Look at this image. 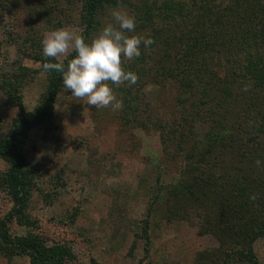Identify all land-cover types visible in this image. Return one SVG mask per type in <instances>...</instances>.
<instances>
[{
    "label": "trees",
    "instance_id": "trees-1",
    "mask_svg": "<svg viewBox=\"0 0 264 264\" xmlns=\"http://www.w3.org/2000/svg\"><path fill=\"white\" fill-rule=\"evenodd\" d=\"M53 3L58 6L50 8L60 13L66 5L79 7L80 35L89 42L103 28L102 19L121 9L136 17L138 35L155 41L142 47L139 58L122 60L126 71L137 74L135 85H110L123 101V125L159 134L163 150L157 179L176 174L170 184L156 182L148 216L162 209L168 223L186 222L216 238L218 246L196 253L194 264H259L253 244L264 237V0ZM33 51L32 60L43 71L44 63L67 66L75 56L73 50L60 62L45 59L40 47ZM25 73L34 71L19 67L1 84L10 100H19L29 78ZM45 73L39 106L20 113L0 139V159L8 165L0 173V188L11 202L0 220V254L26 256L30 264H70L74 255L68 246L10 231L12 223L35 226L26 213L33 181L23 147L29 130L50 125L63 84L60 73ZM167 83L176 89L173 112L153 115L143 90ZM148 229L145 220V257Z\"/></svg>",
    "mask_w": 264,
    "mask_h": 264
},
{
    "label": "rangeland",
    "instance_id": "rangeland-1",
    "mask_svg": "<svg viewBox=\"0 0 264 264\" xmlns=\"http://www.w3.org/2000/svg\"><path fill=\"white\" fill-rule=\"evenodd\" d=\"M57 6L53 0H0V139L20 113L39 106L47 83L40 63L32 60L34 48L42 50V40L60 28L80 35L79 7L66 5L60 13L52 9ZM111 14L102 19L103 27L114 23ZM73 50L55 59L62 62ZM19 67L34 73H25L28 81L14 101L1 84ZM175 90L169 83L149 84L142 99L149 103L151 114L161 117L173 112ZM121 116L122 108L96 109L86 98L71 96L62 84L50 125L29 130L23 147L33 181L26 213L35 226L12 223L10 231L68 246L74 255L70 264H194L196 253L218 246L216 238L200 234L197 226L186 222L168 223L162 209L148 216L156 182L170 184L176 174L157 179L163 150L159 134L125 127ZM7 168L0 159V173ZM10 208L0 188V220ZM145 220L149 222L147 257ZM253 248L259 264H264V237ZM0 264L30 262L26 256L0 254Z\"/></svg>",
    "mask_w": 264,
    "mask_h": 264
},
{
    "label": "clouds",
    "instance_id": "clouds-1",
    "mask_svg": "<svg viewBox=\"0 0 264 264\" xmlns=\"http://www.w3.org/2000/svg\"><path fill=\"white\" fill-rule=\"evenodd\" d=\"M114 23L104 26L90 42L66 28L52 31L42 40L45 59L57 58L74 49L75 56L67 66L63 63H44L45 72L61 74L63 87L77 99H87L96 109L111 107L118 110L123 101L118 99L110 85H135L138 76L126 71L122 60L133 61L155 41L136 33V17L126 11L112 12ZM110 82V83H109ZM261 162L257 161V165Z\"/></svg>",
    "mask_w": 264,
    "mask_h": 264
}]
</instances>
